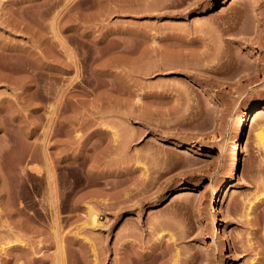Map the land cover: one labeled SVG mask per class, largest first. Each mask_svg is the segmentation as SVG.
I'll use <instances>...</instances> for the list:
<instances>
[{"label": "rangeland", "instance_id": "374dc122", "mask_svg": "<svg viewBox=\"0 0 264 264\" xmlns=\"http://www.w3.org/2000/svg\"><path fill=\"white\" fill-rule=\"evenodd\" d=\"M258 107L264 0H0V264H264Z\"/></svg>", "mask_w": 264, "mask_h": 264}, {"label": "bare ground", "instance_id": "6f19581e", "mask_svg": "<svg viewBox=\"0 0 264 264\" xmlns=\"http://www.w3.org/2000/svg\"><path fill=\"white\" fill-rule=\"evenodd\" d=\"M264 111L263 108L258 107V108H254L251 109L249 111H247L246 113V117L239 123V134L237 136V143H238V150L236 153V158H235V162L232 168V172L231 175L226 178L224 184L221 187V191L222 192H227L230 189V182L232 180V178L237 174V172L240 170L241 168V164H242V159H243V139L241 134L244 131L245 126L247 125V123H252L254 122L256 117H259L261 115V113ZM255 124V123H254ZM257 126V127H256ZM255 130H256V138H257V142L259 144L262 145V147H264V124H260L259 126L256 125ZM219 194L220 191H218L217 189H215L212 193L211 196V203H212V208H215V204L218 201L219 198ZM213 218L214 220H216V216H215V210H213ZM90 220L88 219V223H93V225L95 224H99V219H100V213L97 210H94L92 208V210L90 211ZM223 230L225 231V228H223ZM228 236L225 235V232L222 234V237L220 238L221 241H225L227 240Z\"/></svg>", "mask_w": 264, "mask_h": 264}]
</instances>
